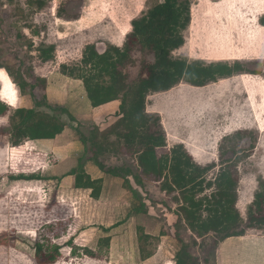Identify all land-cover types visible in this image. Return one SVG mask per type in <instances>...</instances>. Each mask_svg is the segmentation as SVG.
Wrapping results in <instances>:
<instances>
[{"label": "rangeland", "instance_id": "374dc122", "mask_svg": "<svg viewBox=\"0 0 264 264\" xmlns=\"http://www.w3.org/2000/svg\"><path fill=\"white\" fill-rule=\"evenodd\" d=\"M159 1L0 0V101L9 110L0 116V264H42L37 243L47 253L59 247L50 264H173L182 242L204 264H264V224L247 228L242 237L221 241L212 233L196 243L160 183L145 180L141 185L131 178L137 199L118 177V200L107 192L99 202L90 189L48 176L53 144L44 140L52 137L31 124L13 127L16 109L35 107L33 93L42 103L59 106L64 97L77 103L87 99L83 79L70 76L69 67L121 70L136 77L138 66L115 68L97 60L93 49L103 53L110 45L123 47L132 21ZM191 15L186 43L173 55L205 65L240 62L245 71L205 86L182 81L151 92L147 112L161 118L166 133L167 147L160 152L183 145L198 165H215L207 174L213 180L223 165L235 164L240 178L237 208L249 222L247 211L255 195L264 192V0H193ZM48 46L55 47L54 57L44 61L39 48ZM10 74L23 83V92ZM39 110L50 112L45 106ZM118 116L119 111L72 121L63 114L70 136L56 143L67 146L64 153L77 152L75 157L86 164L82 136H90L95 127L102 131ZM101 158L107 165L136 167L133 155L116 149L109 148ZM32 175L40 178L20 179ZM123 206L131 212L123 214ZM139 227L152 238L141 237ZM107 236L108 246L100 242ZM144 249L153 255L143 259Z\"/></svg>", "mask_w": 264, "mask_h": 264}, {"label": "trees", "instance_id": "16d2710c", "mask_svg": "<svg viewBox=\"0 0 264 264\" xmlns=\"http://www.w3.org/2000/svg\"><path fill=\"white\" fill-rule=\"evenodd\" d=\"M192 4L193 0H160L132 21V30L127 34L123 47L110 45L103 53L93 49V55L97 60L112 64L113 67L116 64L138 66L136 77H132L127 71L113 69L91 71L86 67H79L80 69L69 67L68 72L70 76L83 79L87 97L93 107L120 101L119 116L115 122L102 131L95 127L90 136L86 134L82 136L86 147V161H94L105 174L123 178V186L137 199L140 194L133 186L131 178L141 185L145 180L160 183L161 190L171 195L178 205L177 216L194 233L196 243L197 239L204 240L212 233L224 241L231 237H242L247 228L264 224V192L255 195L254 203L247 211L249 222H246L237 208L240 178L237 169L233 167L235 164L223 165L213 180L208 179L207 174L215 165H198L183 145L160 152L167 147L166 133L161 118L147 112V98L151 92L169 90L182 81L194 86H205L211 81H217L218 78L231 77L245 71L240 62L205 65L200 60L191 61L173 55L175 50L186 43L184 33L191 24ZM54 48V46L39 48L44 61L54 57ZM10 75L23 92V83ZM32 96L35 107H20L11 117L13 127L16 129L31 124L35 129H41L48 136L55 138L69 125L62 119L63 114L76 121L65 106L47 103L46 99L45 103H42L34 93ZM42 106L50 112L40 111ZM8 111L7 106L0 101V116L7 114ZM3 130L7 131L6 128ZM98 133H101V142ZM107 148L133 155L136 167L129 164L107 165L101 158ZM84 166L85 161L80 158L79 165L70 174L75 176L76 188L90 189L91 196L98 200L103 179H93L85 171ZM21 178L40 177L32 175ZM214 186L215 190L211 194H204L207 189ZM244 222L247 224L245 227ZM142 231L139 227L141 237L146 240L152 238V235ZM166 234L168 233L162 232V235ZM110 240L111 238L107 236L101 238L100 242L108 246ZM182 243L175 264H204L190 251V245ZM216 243L218 242L215 241L214 244ZM86 250L88 254H93L89 249ZM143 253V259L153 255V252L145 249ZM56 254H60L59 247H56L55 253H47L44 245L37 243L36 255L40 263L55 262Z\"/></svg>", "mask_w": 264, "mask_h": 264}, {"label": "crops", "instance_id": "0c3cea01", "mask_svg": "<svg viewBox=\"0 0 264 264\" xmlns=\"http://www.w3.org/2000/svg\"><path fill=\"white\" fill-rule=\"evenodd\" d=\"M85 94H87V92H85ZM63 96L64 92L58 93V96ZM58 100V98L55 99ZM59 102V101H57ZM62 102V103H61ZM59 102L62 106H65L70 114L75 117L76 119H79V121L81 120H97V118H101L102 116L108 117L111 116V114H117V112L119 111V106H120V101H113L107 104H104L102 106L99 107H93L91 102L89 101L88 97L87 99L83 100L82 103H77L75 102V99H71L70 97H64V99ZM99 116V117H97ZM101 116V117H100ZM104 117V118H105ZM113 117V116H112ZM112 117H109L108 119H111ZM114 122V121H113ZM112 122V123H113ZM111 123V124H112ZM70 128V127H69ZM68 126L65 128V130L63 131V133L57 135L55 138L50 139H46L44 140L45 142H51L50 144H53V148L50 151L51 154L53 155V165L51 166V170H50V175L48 176H52L56 179H60L61 182L64 183H69V185L71 184H75V176L71 175V171L73 169H75L78 165H79V160L75 157V155H77L73 150L71 151H67V153L63 152V148H67L66 145L62 144L61 145H57V140H62L65 138H68ZM80 149V147L78 148ZM49 152V155H50ZM85 171L93 178V179H103V193L99 199V202L103 199L104 200V194L107 192L111 193L110 195L113 194L114 192V198L113 201H117L118 198L117 196L120 194L121 191V183L122 181L120 180V178L115 177L113 175L110 174H105L99 167L98 165L92 161H86V164L84 166ZM123 204H128V203H123ZM123 214L130 213V209L128 207H121ZM125 210V211H124ZM134 215V214H133ZM131 216L132 218L134 216ZM128 215H124L123 220L125 221H130L129 218H127ZM173 264L174 261H173ZM249 264H255V263H249Z\"/></svg>", "mask_w": 264, "mask_h": 264}]
</instances>
